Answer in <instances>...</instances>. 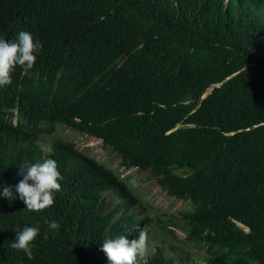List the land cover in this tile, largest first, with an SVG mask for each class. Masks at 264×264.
Instances as JSON below:
<instances>
[{"label": "trees", "instance_id": "trees-1", "mask_svg": "<svg viewBox=\"0 0 264 264\" xmlns=\"http://www.w3.org/2000/svg\"><path fill=\"white\" fill-rule=\"evenodd\" d=\"M21 31L43 48L28 75L17 67L0 90V112L33 95L42 115L54 114L49 132L57 121L86 123L129 166L189 200L172 220L184 238L157 226L204 250L198 260L264 264V0H0V38ZM54 145L66 155V142ZM94 171L124 185L118 198L135 199L130 176ZM96 237L58 230L17 262L105 264ZM163 252L148 264H170ZM14 254L6 249L0 264Z\"/></svg>", "mask_w": 264, "mask_h": 264}, {"label": "clouds", "instance_id": "clouds-1", "mask_svg": "<svg viewBox=\"0 0 264 264\" xmlns=\"http://www.w3.org/2000/svg\"><path fill=\"white\" fill-rule=\"evenodd\" d=\"M42 48V43L28 31H21L16 41L0 38V90L13 83L12 74L17 67L28 75ZM53 121L54 114L40 113L39 99L33 95L17 97L0 112V263L6 249L10 256L15 253L14 260L6 264H23L17 262L23 252L32 259L35 242L47 239L55 231L85 238L97 230L92 245L105 264H148L153 259H163L159 246L170 264H205L204 259L198 260L204 250L188 248L157 226L161 220V224L170 225L179 238H184L172 220L178 221L177 216L189 200L168 195L150 169L142 170L137 164L129 166V160L124 162L121 152L106 147L102 137L86 129V123L57 121L56 130L49 132ZM76 122L81 120L77 118ZM58 138L66 142L65 156L54 145ZM103 150L110 152L108 158L100 156ZM95 164L105 167L118 182L128 176L136 181L132 190L135 199L123 194L118 198L124 185L97 175ZM133 171L146 177L135 179ZM174 172L182 173L180 169ZM145 182H155L172 202H182L181 208L172 212L175 218L164 219L160 212L156 213V204L138 196L137 189ZM39 215L43 216L42 221H31ZM105 217L102 226L94 229ZM180 221L183 223L184 219Z\"/></svg>", "mask_w": 264, "mask_h": 264}, {"label": "rangeland", "instance_id": "rangeland-1", "mask_svg": "<svg viewBox=\"0 0 264 264\" xmlns=\"http://www.w3.org/2000/svg\"><path fill=\"white\" fill-rule=\"evenodd\" d=\"M96 151H100L99 148ZM103 158H108L110 156L109 151L103 150L100 154ZM132 175L135 179H144L146 176L141 172L133 171ZM138 184V183H137ZM137 194L144 200H150L158 208L155 209L156 213L160 212V215L164 219H170L172 217V212H177L179 208L182 206V202H172L163 192L160 191L159 187L155 182H151L147 184L143 183V187L137 189Z\"/></svg>", "mask_w": 264, "mask_h": 264}]
</instances>
